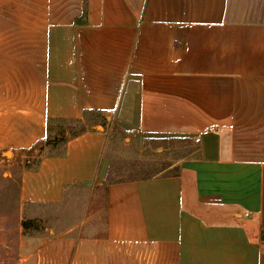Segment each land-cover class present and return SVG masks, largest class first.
I'll use <instances>...</instances> for the list:
<instances>
[{"label":"crops","instance_id":"crops-1","mask_svg":"<svg viewBox=\"0 0 264 264\" xmlns=\"http://www.w3.org/2000/svg\"><path fill=\"white\" fill-rule=\"evenodd\" d=\"M88 113L190 146L173 174L104 186L108 129L93 128L22 170L26 206L105 187L61 235L80 232L78 255L114 243L153 264H264V0H0V153L32 157L51 124Z\"/></svg>","mask_w":264,"mask_h":264},{"label":"rangeland","instance_id":"rangeland-1","mask_svg":"<svg viewBox=\"0 0 264 264\" xmlns=\"http://www.w3.org/2000/svg\"><path fill=\"white\" fill-rule=\"evenodd\" d=\"M50 127L49 138L40 143L32 157L25 156L20 161L10 153H0V264H153L154 251L150 253V249L145 251L139 245L108 243L95 259H84L77 253L78 230L61 239L69 228L81 225L88 209L87 214L102 206L105 187L99 188L96 183L74 187L60 205L32 207L19 201L18 175L24 169L34 168L40 157L58 154L66 140L93 128L108 129L106 154L110 167L104 186L175 173L173 164L188 154L189 140L126 138L98 113H88L83 121L55 122ZM261 238L264 239V233Z\"/></svg>","mask_w":264,"mask_h":264},{"label":"trees","instance_id":"trees-1","mask_svg":"<svg viewBox=\"0 0 264 264\" xmlns=\"http://www.w3.org/2000/svg\"><path fill=\"white\" fill-rule=\"evenodd\" d=\"M39 145H40V143H39V144H37V145H35L34 147H32L31 151H33V150L37 149V148L39 147Z\"/></svg>","mask_w":264,"mask_h":264}]
</instances>
